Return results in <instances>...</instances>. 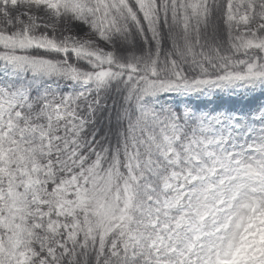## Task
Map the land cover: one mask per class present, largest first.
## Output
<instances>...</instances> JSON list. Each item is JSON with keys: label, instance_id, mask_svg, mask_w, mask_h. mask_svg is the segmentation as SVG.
<instances>
[{"label": "snow or ice", "instance_id": "snow-or-ice-1", "mask_svg": "<svg viewBox=\"0 0 264 264\" xmlns=\"http://www.w3.org/2000/svg\"><path fill=\"white\" fill-rule=\"evenodd\" d=\"M0 264H264V0H0Z\"/></svg>", "mask_w": 264, "mask_h": 264}]
</instances>
